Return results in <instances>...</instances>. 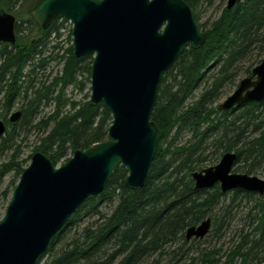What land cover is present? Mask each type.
Returning a JSON list of instances; mask_svg holds the SVG:
<instances>
[{"label":"trees","instance_id":"obj_1","mask_svg":"<svg viewBox=\"0 0 264 264\" xmlns=\"http://www.w3.org/2000/svg\"><path fill=\"white\" fill-rule=\"evenodd\" d=\"M185 1L193 9L199 24L194 8L202 0ZM0 6V11H10L7 3L3 2ZM225 11L213 29L206 31L204 46L198 50L188 49L162 79L152 114V120L159 128V145L145 187L141 190L129 189L124 183L127 171L119 167L105 190L96 197L88 198L53 238L40 264H163L168 249L178 241L186 245V230L198 225L205 218H210L212 206L217 205L225 196L219 191V187L213 191L194 189L192 174L208 161V156L202 155L207 150L206 144L210 141L211 150L214 152H236V164L244 163L243 169L247 173L257 165V159L264 158V133L242 142L243 131L253 126L258 128L257 122L260 117H264V100L246 103L236 110L224 112H220L217 107L210 108L219 97L218 90L222 86L233 84L237 87L235 68L238 61L250 53L252 40L257 35L260 36L253 28L256 24L258 28L263 26L264 0H245L236 8ZM27 20L36 26L31 16ZM67 22L65 19L54 21L47 30L41 29L43 36L58 33L60 27ZM18 28L21 30V25ZM69 38L71 40V33ZM36 44L27 47L24 43L23 49L18 45L12 50H9L7 45L0 47V56L4 60L0 66V82L6 73L12 75L11 82L7 84V93L0 96V106L3 104L6 113H9L15 101L24 98L23 116L20 121L22 125L35 119L42 105L54 104V113L44 123L46 128L52 127L34 152L44 153L55 166H59L67 162L76 150H86L106 141L113 119L103 104L92 106L89 101L78 103L66 98V87L77 85L84 90L91 82L93 57H76L73 46L61 57L65 61L63 74L54 79L45 94L38 91L36 96L28 98L26 91L22 96L23 86L19 85L18 81L24 75L27 64L35 59V50L32 48L37 49L40 46L39 42ZM228 45L232 51L228 59L221 63V72L216 84L208 85L210 88L194 105H186L190 99L188 95L191 87L205 79L201 71L211 61L220 62L218 57ZM245 73L250 76L251 68ZM82 74H87L83 82L78 80ZM178 77L180 88L174 91V83ZM59 85L61 87L58 95L48 96L51 88L55 89ZM67 106H70V110H66ZM235 111L241 113L231 117ZM3 120L8 123V120ZM242 120L246 126L244 130L241 126ZM263 121L264 118L261 119V122ZM8 126L15 130L17 125L8 123ZM12 134L13 132H10L8 138H3L2 148L9 146L13 140ZM186 134L191 140L183 146H175L180 135ZM27 161H24V164ZM22 164L14 161L4 164L0 167V178L14 169L17 171V177H20L25 169ZM15 186L16 184L13 189ZM238 193H244L247 197L251 195L236 190L235 194ZM105 202L112 205L117 202L111 215L103 214L99 210ZM89 215L98 217L96 222L85 227L81 236L57 250L58 245L62 243V236ZM262 235L264 237V232ZM243 239L245 242L237 246L229 258L233 260L239 257L238 255L244 258L245 248L249 245L251 246L247 251L253 252L252 256L258 258L260 254L258 255L255 249L261 244L264 245V242L257 240L252 241V244L248 238ZM246 242L249 244L246 245ZM48 255L51 257L45 260ZM257 260L264 262V249L262 256ZM208 263L213 262L209 260ZM242 264L248 262L245 260Z\"/></svg>","mask_w":264,"mask_h":264},{"label":"water","instance_id":"obj_2","mask_svg":"<svg viewBox=\"0 0 264 264\" xmlns=\"http://www.w3.org/2000/svg\"><path fill=\"white\" fill-rule=\"evenodd\" d=\"M237 0L229 2V8ZM34 21L47 29L54 21L73 24L74 55L93 56L90 104H103L112 116L108 139L76 150L59 168L36 152L13 190L0 221V264H40L53 238L90 197L100 195L119 167L127 171L125 185L145 187L159 145L152 120L165 74L188 46L201 48L206 34L185 0H35ZM0 41L16 42L15 17L0 11ZM264 100V62L242 79L219 106L231 110ZM15 111L8 119L17 124ZM7 125L0 120V137ZM237 154L228 152L216 166L194 172L197 189L220 183L224 192L236 189L264 195V181L232 174ZM212 220L186 230V240L203 239Z\"/></svg>","mask_w":264,"mask_h":264},{"label":"rangeland","instance_id":"obj_3","mask_svg":"<svg viewBox=\"0 0 264 264\" xmlns=\"http://www.w3.org/2000/svg\"><path fill=\"white\" fill-rule=\"evenodd\" d=\"M228 1L229 0H208L196 6L194 11L195 14L198 15L199 23L203 25L204 28L208 27L213 21L219 18L223 9L227 6ZM34 2L35 0H22L21 3L16 6L15 12L10 11V13L14 14L17 19H21L20 16L28 19L31 16V8L34 6ZM72 28L73 25L67 22L63 25V29L59 33L60 37L53 34L49 38L43 36V31L37 24L34 26L28 23L21 29L19 33V47H21L20 44H24L25 39H27L30 44L37 45L36 43L39 42L40 46L38 48L41 51V53L39 55L36 54L35 59L26 66L23 71L24 75L21 76L18 81V84L23 86L22 96L25 95L24 93L26 91L28 98L36 96V92L38 91L45 94L47 88L52 86L54 78L61 75L63 68L61 57L65 54L66 50L73 45L72 34L71 40L69 38ZM54 46L59 47L55 48ZM27 47H29V45H27ZM52 56H57L58 59L52 60ZM253 58L255 59V56H253ZM2 63L3 58L0 56V66ZM248 65L249 63L245 60L242 63V68H246ZM216 71V69H213L211 73H215ZM245 77L246 76L242 74L239 79ZM86 78L87 74H82L78 77V80L83 82ZM11 80L12 75L6 73L4 79L0 82V96H5L7 84L10 83ZM51 89L52 90L49 89L50 91L47 93L48 96H57L60 91L59 88L54 89L52 87ZM235 89L236 87H234L233 84H228L223 91L226 96H223L222 99L215 103L213 105L214 108L220 105ZM65 94L66 98L78 103L89 101L91 96V84H87L84 90H81L77 85H71L67 88ZM24 103V98L17 99L9 113H6V107L1 104L0 112L2 116H0V119L8 120L15 111L22 109ZM66 110H70V106H67ZM54 111V104L50 106L42 105L40 107V113L35 119L29 120L22 125L21 122L18 123L15 130L12 129L13 127H8L5 137L8 138L9 133L13 132V140L10 141L9 146L6 148H2L1 145L5 137L0 140V167L13 161L16 163H23L22 167H28L31 162V157L36 153L34 152L35 148L42 143V140L48 135L52 127L46 128L44 123ZM239 113H241V111H235L231 117ZM262 118L263 117H260L257 123H260ZM241 123L242 129H246L245 122L242 120ZM246 130L251 133V139L261 134L254 126ZM188 139L189 137L187 135L179 137L175 146H183ZM223 154V151L214 152L210 150L205 155L208 156V161L204 162L196 171H201L219 164ZM71 157L72 155H70V158ZM24 161L27 162L24 164ZM243 167L244 163L236 164L232 173H246L247 171L243 169ZM252 175L264 179V166L260 168L257 167L255 171L252 172ZM19 180L20 177H17L16 169L4 174V176L0 178V221L10 202L13 193L12 190H14L13 187L15 184H18ZM213 190H215V188L210 191ZM116 204L117 202L114 205L105 202L100 206L99 210L103 214L111 215ZM211 209L209 215L212 219V226L208 235L203 239L193 238L190 241L186 240V245H183V242L179 241L177 245H173V247L168 249V254L163 264H209V260L213 262L212 264H242L240 258L235 257L231 260L229 257L235 252L236 247L241 245L243 237H248V240L251 242L260 239L264 242L263 233H261L259 237L258 234L255 233V227L257 225V220L255 219L264 217V198L258 196L247 197L244 193L235 194V191H230L225 193V196L221 198L220 202L212 206ZM97 218L98 217H93L91 215L86 216L82 222L62 236V243L58 245L57 250L76 237L81 236L84 228L94 223ZM250 246L251 245L246 246L245 251H247ZM262 249H264L263 244L255 249V252L258 251V255L260 254L258 258L262 256ZM49 257L51 256L48 255L45 260L49 259ZM250 262V264H264V262L257 260V257H254Z\"/></svg>","mask_w":264,"mask_h":264},{"label":"bare ground","instance_id":"obj_4","mask_svg":"<svg viewBox=\"0 0 264 264\" xmlns=\"http://www.w3.org/2000/svg\"><path fill=\"white\" fill-rule=\"evenodd\" d=\"M21 1L22 0H17V3L15 4V0H0V4L1 3H3V2H5V3H7V5L10 7V11H12V12H15V8H16V6H18L20 3H21ZM205 1H208V0H202L201 1V3L202 2H205ZM231 0H229L228 1V3H227V6L223 9V11H222V13H221V15L219 16V18H217L215 21H213L208 27H206V28H204V26L203 25H201L200 23H199V27L201 28V30H202V32H204L205 34H206V31H210V30H212L213 29V27H214V25H215V23H217V22H219L221 19H222V17L224 16V13L226 12L225 10L227 9V10H231V9H234V8H236L238 5H239V3H241V2H244L243 0H237V2H236V4L233 6V7H231V8H229V2H230ZM14 2V3H13ZM35 3V2H34ZM198 6V5H197ZM10 11L8 12V13H10ZM10 14H12V13H10ZM14 15V14H13ZM14 17H15V37H16V42L15 43H11V42H3V41H0V47H3V45H7L8 46V49L9 50H12V49H14L15 47H17L18 45H19V43H20V38H19V33L21 32V30H19V26L21 25V29H23V27H25L28 23H30L31 24V22H29V20H27V19H25V18H23V17H21L20 16V18L21 19H17V17L14 15ZM31 17H32V15H31ZM33 18V17H32ZM34 20V19H33ZM264 22V21H263ZM36 23V22H35ZM61 24L62 23H60V26H61ZM52 25V24H51ZM51 25L49 26V27H51ZM257 25L258 24H256L255 26H254V32L256 31V32H258L259 33V35L260 36H256L253 40H252V44H250V53L247 55V57L246 58H243V59H240L238 62V64H237V66H236V68H235V81H241L242 79H239V77L240 76H242V74L244 75V76H246V77H249V76H247V75H245L246 73H245V71L248 69V68H251V73L253 72V70L258 66V65H260L261 63H263L264 62V23H263V26L262 27H260V28H258L257 27ZM262 25V24H261ZM48 27V28H49ZM39 28L40 29H42L40 26H39ZM47 28V29H48ZM47 29H42V30H47ZM63 29V26H61L60 27V30H59V32L57 33V32H53L52 33V35L53 34H55L56 36H58V37H60L59 36V33H60V31ZM52 35H49V36H46L47 38H49V37H51ZM25 44H27V45H31L30 44V42H28V40L27 39H25ZM24 44H20V46H21V49H23V46ZM73 46V45H72ZM204 46V45H203ZM202 46V47H203ZM55 47V46H54ZM59 46H57L56 48H58ZM201 47V48H202ZM36 47H34V48H32L33 49V51L35 50V52H33V54H37V55H39L40 53H41V51L39 50V48H37V49H35ZM188 49H193L192 47H191V45L190 46H188L187 47V49L185 50V52L188 50ZM200 49V48H199ZM68 50V49H67ZM66 50V51H67ZM193 50H198V49H193ZM232 51V49H231V46L230 45H228V46H226V48H225V51H223V53H221L220 54V56L218 57V60H220V62H217V61H211V62H209L208 63V65H207V67H205L202 71H201V75H202V77H205V79H204V81L201 83L200 81L196 84V86H192L191 87V89H190V92H189V95H188V97L190 98L188 101H187V104L186 105H188V104H191V105H194L197 101H198V99H199V97L200 96H202L210 87L208 86V85H210V84H216V82H217V79H218V76L220 75V72H221V63L223 64V62H225V60L226 59H228V57H229V53ZM73 52H74V47H73ZM184 52V53H185ZM183 53V54H184ZM182 54V55H183ZM253 56H255V59L253 58ZM55 57H57V56H52V60H54V59H58V57L57 58H55ZM93 57V56H92ZM3 58V57H2ZM245 60H247V62L249 63V65L246 67V68H242V63H243V61H245ZM60 61V60H59ZM63 61V67H64V65H65V61L64 60H62ZM3 62H4V60H3ZM30 63V62H29ZM28 63V64H29ZM3 64V63H2ZM27 64V65H28ZM175 64V63H174ZM92 67V66H91ZM26 68V67H25ZM63 69L64 68H62V72H61V75L63 74ZM213 69H216L217 71L215 72V73H211V71L213 70ZM60 75V76H61ZM59 76V77H60ZM55 78H58V76H56ZM54 78V79H55ZM179 80H180V77H178V80L177 81H175V86H174V91H178L179 90V88H180V84L178 83L179 82ZM206 81H208L209 83L208 84H205V82ZM240 81L238 82V84L240 83ZM71 86V85H70ZM225 86V85H224ZM224 86H222L219 90H218V94H217V96H219L217 99H216V101L214 102V103H212L211 105H210V108H214V104L215 103H217L220 99H222L223 98V96H226V94H224ZM60 87H61V85H59V87H57V88H59V90H60ZM69 87V86H68ZM68 87H66L65 88V90H64V92H66V90H67V88ZM160 90V89H159ZM7 91H8V87H7V90H6V93H7ZM199 92V93H198ZM159 95V94H158ZM231 95V94H230ZM230 95H228V96H230ZM158 98V97H157ZM226 99V98H225ZM90 101V100H89ZM191 101V102H190ZM225 101V100H224ZM223 101V102H224ZM222 102V103H223ZM90 103V102H89ZM221 103V104H222ZM220 104V105H221ZM220 105H218L217 106V109L220 111V112H224V111H221L220 109H219V106ZM240 107V106H239ZM239 107H234V108H232L231 110H236V109H238ZM186 108H184V110H185ZM20 110H22V109H20ZM226 111H228V110H226ZM215 118L217 119L218 118V116H215ZM264 118V117H263ZM0 120H3V119H0ZM5 121V120H4ZM21 121V120H20ZM20 121L18 122V123H20ZM6 122V121H5ZM264 122V121H263ZM263 122H260V123H258L257 125H258V128H256V129H258L260 132H261V134H263L264 133V123ZM9 123V122H8ZM8 123L6 122V125H7V130H8ZM17 123V124H18ZM10 124V123H9ZM16 124V125H17ZM11 127V126H10ZM7 130H6V132H7ZM6 132H5V134L3 135V136H1L0 137V140L3 138V137H5V135H6ZM243 133H244V135H243V141L242 142H245V141H247V140H250L251 138V133L248 131V130H244L243 131ZM191 134V133H190ZM260 134V135H261ZM188 137H189V141L191 140L190 139V136L188 135V134H186ZM259 135V136H260ZM184 136V135H183ZM182 136V137H183ZM258 136V137H259ZM180 137H181V135H180ZM1 145H2V143H1ZM207 145V150H205L203 153H202V155L204 154V156L206 155V153L207 152H209L210 150H211V146H210V141L206 144ZM205 148V147H204ZM226 153H228V152H226ZM226 153H224V154H226ZM233 153H235V154H237L236 152H233ZM223 154V155H224ZM237 158H238V155H237ZM222 160V159H221ZM236 161H237V159H236ZM238 164V163H237ZM218 165V164H217ZM235 165H236V162H235ZM234 165V166H235ZM216 166V165H215ZM263 167L264 166V158L263 159H261V158H259V159H257V165L255 166V167H252V168H250L249 169V172L247 173H232V174H246V175H248L249 177H257V178H259V179H261V180H263L264 181V179H262V178H260V177H258V176H255V175H252V172L253 171H255V169L258 167V168H260V167ZM213 167V166H212ZM234 168V167H233ZM195 172H197V171H195ZM192 180H193V178H192ZM193 183H194V180H193ZM216 187H219V191H221L222 193H227V192H224L223 191V189H222V187H221V184L220 183H218V184H216L215 186H213V187H211V188H207V189H202V190H212V189H214V188H216ZM194 189H196V190H200V189H197L196 188V186H195V183H194ZM236 190H239V189H236ZM236 190H234V191H236ZM240 191H242V192H247V193H249V194H251V195H248V197H255V196H258V197H260V198H264V195H260V193L259 192H256V191H248V190H242V189H240ZM228 192H230V191H228ZM264 212V211H263ZM206 219H209V218H206ZM255 220H257L256 222H257V225H256V227H255V233L256 234H258V237L261 235V233H263L264 232V217H258L257 219H255ZM96 222V221H95ZM94 222V223H95ZM254 233V234H255ZM186 235V234H185ZM244 238H248V237H244ZM261 240V239H260ZM243 242H245L244 241V239H242V243ZM177 243H179V241L178 242H176V244L175 245H177ZM249 243L248 242H246V245H248ZM245 254H246V256L243 258V257H241L240 255H238L239 257L238 258H240L241 260H242V263H243V261L245 262V260H246V262H249V264L251 263L250 261L251 260H253L254 259V256H252V254H253V252L251 253V252H248V251H246L245 252ZM258 259V258H257Z\"/></svg>","mask_w":264,"mask_h":264},{"label":"flooded vegetation","instance_id":"obj_5","mask_svg":"<svg viewBox=\"0 0 264 264\" xmlns=\"http://www.w3.org/2000/svg\"><path fill=\"white\" fill-rule=\"evenodd\" d=\"M251 75H252V73H251ZM251 75H250V76H251ZM243 79H244V78H243ZM238 85H239V84H238ZM238 85H237V87H238ZM237 87H236V88H237ZM233 92H234V91H233ZM233 92H232V93H233ZM232 93H231V94H232Z\"/></svg>","mask_w":264,"mask_h":264}]
</instances>
